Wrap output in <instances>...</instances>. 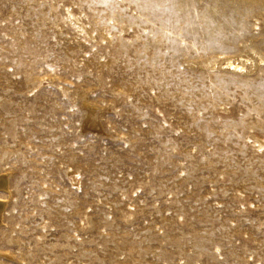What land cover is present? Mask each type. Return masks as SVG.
<instances>
[{
    "label": "rangeland",
    "instance_id": "374dc122",
    "mask_svg": "<svg viewBox=\"0 0 264 264\" xmlns=\"http://www.w3.org/2000/svg\"><path fill=\"white\" fill-rule=\"evenodd\" d=\"M0 182V264H264V0H0Z\"/></svg>",
    "mask_w": 264,
    "mask_h": 264
},
{
    "label": "bare ground",
    "instance_id": "6f19581e",
    "mask_svg": "<svg viewBox=\"0 0 264 264\" xmlns=\"http://www.w3.org/2000/svg\"><path fill=\"white\" fill-rule=\"evenodd\" d=\"M2 176H3V175H2ZM1 180H2V179H1ZM1 182H2V181H1ZM1 182H0V183H1Z\"/></svg>",
    "mask_w": 264,
    "mask_h": 264
}]
</instances>
